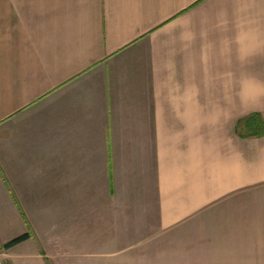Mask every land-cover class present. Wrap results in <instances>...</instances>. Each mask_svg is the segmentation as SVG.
Masks as SVG:
<instances>
[{"label":"crops","instance_id":"1","mask_svg":"<svg viewBox=\"0 0 264 264\" xmlns=\"http://www.w3.org/2000/svg\"><path fill=\"white\" fill-rule=\"evenodd\" d=\"M253 114L264 0H0V220L37 259L59 264L50 235H115L143 200L164 232L264 190Z\"/></svg>","mask_w":264,"mask_h":264},{"label":"rangeland","instance_id":"2","mask_svg":"<svg viewBox=\"0 0 264 264\" xmlns=\"http://www.w3.org/2000/svg\"><path fill=\"white\" fill-rule=\"evenodd\" d=\"M149 203L143 200L137 210H127L131 218L118 220L115 235H106V240L73 245L61 232L57 242L50 235L52 253H61L59 264H264V190L228 198L197 219L164 232L159 229L154 203L151 208ZM3 222L0 220V264H13V255L18 256L17 264L51 263L30 255L34 254L27 250L30 244L16 246L8 256L12 249L5 250L4 245L29 230L27 224L13 220L12 214ZM119 251L121 256L106 257Z\"/></svg>","mask_w":264,"mask_h":264},{"label":"trees","instance_id":"3","mask_svg":"<svg viewBox=\"0 0 264 264\" xmlns=\"http://www.w3.org/2000/svg\"><path fill=\"white\" fill-rule=\"evenodd\" d=\"M238 129V128H237ZM239 133L247 137H262L264 135V120L260 114L249 116L245 122L239 123ZM31 238L29 233L18 236L4 245L5 250H10Z\"/></svg>","mask_w":264,"mask_h":264}]
</instances>
